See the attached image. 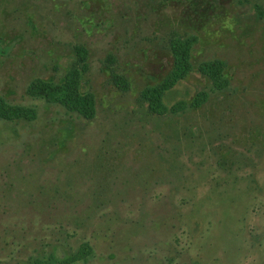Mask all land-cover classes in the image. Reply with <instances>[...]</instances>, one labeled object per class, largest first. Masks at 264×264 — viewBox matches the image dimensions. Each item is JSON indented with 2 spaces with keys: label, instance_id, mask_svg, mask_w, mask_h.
Masks as SVG:
<instances>
[{
  "label": "rangeland",
  "instance_id": "obj_1",
  "mask_svg": "<svg viewBox=\"0 0 264 264\" xmlns=\"http://www.w3.org/2000/svg\"><path fill=\"white\" fill-rule=\"evenodd\" d=\"M172 32L196 36L193 68L164 102L208 98L157 115L139 93ZM74 45L91 119L26 91L62 81ZM213 59L220 90L197 70ZM0 97L36 111L0 118V264H264V0H0Z\"/></svg>",
  "mask_w": 264,
  "mask_h": 264
},
{
  "label": "trees",
  "instance_id": "obj_2",
  "mask_svg": "<svg viewBox=\"0 0 264 264\" xmlns=\"http://www.w3.org/2000/svg\"><path fill=\"white\" fill-rule=\"evenodd\" d=\"M196 41L195 35L182 36L172 32L168 37L169 51L172 57V65L168 73L155 85L145 86L139 93V99L146 103L150 113L163 115L167 112H176L187 107H199L208 98L205 90L198 91L189 102L177 100L168 106L164 98L168 92L192 70L191 50ZM72 58L63 79L60 82L47 81L41 78L32 79L27 87V94L33 98L43 99L48 103H56L69 112L91 119L95 115V98L92 92L84 88L83 74L87 71V51L83 45L73 46ZM115 58L108 54L107 67L110 70L112 82L122 90L129 86L127 79L113 68ZM225 63L220 59L202 61L197 70L207 77L214 89L220 90L227 86L228 80L224 76ZM36 116L33 107L13 105L0 97V118L5 120L27 119L32 120ZM91 252L87 242H82L78 249L70 254L67 262L85 260ZM40 263V262H39Z\"/></svg>",
  "mask_w": 264,
  "mask_h": 264
}]
</instances>
